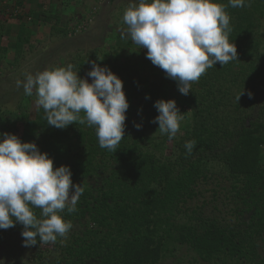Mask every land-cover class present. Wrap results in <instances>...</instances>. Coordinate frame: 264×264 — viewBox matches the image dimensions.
<instances>
[{
	"label": "trees",
	"instance_id": "1",
	"mask_svg": "<svg viewBox=\"0 0 264 264\" xmlns=\"http://www.w3.org/2000/svg\"><path fill=\"white\" fill-rule=\"evenodd\" d=\"M215 2L228 4V0ZM263 2L248 0L243 8H226L232 28L229 39L237 47L238 59L224 66L217 63L192 84L187 96L179 94L178 108L185 119L180 132L171 140L174 157L165 156L167 135L158 140L146 135V128H159L152 123L159 115L155 102L169 100L171 89H178L177 83L166 78L164 71L149 59H142L143 72L161 77L160 85L147 86L142 99L147 114L141 121L144 130H137L134 126L137 121L127 116L125 137L116 152L99 147L93 127L79 123L66 129L48 126L42 107L38 108L40 116L35 121L21 114L20 121L16 116V122L8 123L7 111L0 112V133L16 134L23 142V138L27 141L29 137L18 135L22 127L25 131L42 128L41 152L54 159V167L70 166L73 183L84 184L77 211L62 213L71 222H85V231L66 248L68 256L75 261L56 264L89 260H97L99 264H158L176 242L209 264H264V255L257 253V243L264 239V107L260 106L255 117L251 114L257 101L255 94L264 86L262 41L252 37L264 19ZM22 6L23 2L19 1L17 7ZM53 10L38 13L29 10L23 17L36 14L46 24L54 21L52 34L66 35L67 28H61ZM16 18L23 19L20 15ZM11 32L9 25L0 22V39L10 37ZM33 34L31 27L20 23L13 40L15 56L8 61L10 66H16L19 57L25 54V46ZM3 52L0 60L7 55V49ZM124 55L123 50H111L104 52L101 59L94 55L92 61L109 67L123 81L139 72L132 62L119 64L122 58H132ZM141 82L138 88L143 89L145 84ZM231 100L236 102L231 105ZM224 109L230 112L225 113ZM127 112L130 115L132 107ZM75 127L77 133L73 132ZM191 140L196 144L192 154L187 155L184 145ZM209 158L227 170L228 174L222 178L230 184L231 192L226 198L234 206L227 215L240 219L235 224L220 216L204 215L205 203L190 205V201L203 195L200 184L212 180L207 170ZM212 191L213 198H219V193ZM35 211L39 215L40 210ZM179 215H185L187 221L177 223ZM16 227L23 231L19 223L12 229Z\"/></svg>",
	"mask_w": 264,
	"mask_h": 264
},
{
	"label": "clouds",
	"instance_id": "2",
	"mask_svg": "<svg viewBox=\"0 0 264 264\" xmlns=\"http://www.w3.org/2000/svg\"><path fill=\"white\" fill-rule=\"evenodd\" d=\"M247 3L248 0H228L227 5L215 0H132L124 11L123 22L131 41L146 49V58L187 96L207 69L238 59L237 47L229 39L232 28L226 8H243ZM74 68L69 63L27 74L22 84L24 94H35V103L43 108L48 126L66 129L79 123L93 127L99 147L116 152L125 137L130 107L124 82L109 67L95 61L87 73L91 83ZM252 95L248 93L249 98ZM154 107L159 113L152 121L159 125L157 132L173 140L185 114L174 99L158 100ZM134 126L142 128V124ZM195 144L194 140L185 142L187 155L192 154ZM72 176L70 166L54 167V159L41 152L35 142H22L16 134L0 133V229L22 225L25 247L38 242L54 244L58 238H66L73 225L62 213L76 212L84 193V184H74Z\"/></svg>",
	"mask_w": 264,
	"mask_h": 264
},
{
	"label": "rangeland",
	"instance_id": "3",
	"mask_svg": "<svg viewBox=\"0 0 264 264\" xmlns=\"http://www.w3.org/2000/svg\"><path fill=\"white\" fill-rule=\"evenodd\" d=\"M19 1L23 2L24 6L17 7ZM69 1L0 0L1 25H9L12 28L10 37L3 36L0 39V54H4L3 49H7V55H4L2 60H0V112L7 111L5 118L8 123L16 122V116H18V121H20L21 114L27 115L31 120H37L40 116L38 110L41 107H38L35 103V94L30 99H26L22 86L27 74L35 75L46 69L64 67L71 63L75 66L74 70L79 71V76L87 78L91 83V78L87 77V73L91 70V63L94 61H92L93 56L95 55L97 59H101L104 52L123 50L125 51L124 56L132 58H122L119 60V64L125 65L132 62L134 63V68L139 71L138 74H133L123 80L124 91L130 107H132V113L129 115L127 112L126 115L136 120L137 124H142L141 121H144L147 115L146 107L142 100L146 95L147 86L158 88L161 77L144 73L143 60L147 59V50L140 48L127 36V25L123 22V14L132 0ZM29 10H33L35 13L53 10L52 13L60 19L61 28H67V34H52L51 28L54 21L51 24H46L43 22V17L36 14L31 17H23V13ZM17 15L22 16L23 19L16 18ZM22 22L31 27L34 34L31 42L25 46V54L19 57L17 65L10 66L8 61L15 56L13 40ZM77 27L81 28V30H78ZM253 32V39L262 41V49L260 51L264 54V19L261 27ZM80 64H82L81 67H79ZM169 80L172 81L171 79ZM141 81L145 84L143 89L138 88V84L142 83ZM18 82H20L19 85ZM134 94L137 97H133ZM179 94L178 89H171L169 100L174 99L177 102V107L179 105ZM255 95L257 101L251 112L253 117L257 115L260 106L264 107V86L260 87ZM235 102L236 100H231L230 104L233 105ZM231 105L230 108L232 107ZM227 109H224L225 113L227 111L230 112ZM20 126L22 127V125ZM141 129L144 130V127L142 126ZM27 130L25 131L24 127H22L18 135L29 137L27 141L23 138V142H35L40 149L39 143L43 139L42 133L44 132L42 128L36 127ZM145 131L147 136L156 140L163 136L157 132L158 130L146 128ZM73 132L77 133L76 127L73 128ZM170 155L172 157L175 156L174 144L171 141L165 146V156ZM208 161L207 170L209 175L212 176V180L200 184L199 190L203 195L190 201V205L194 207L205 203L204 215L209 217L220 216L225 218L227 223L235 224L240 219L236 215L232 216L231 214L232 217L227 215L228 212L231 213V209L234 207L226 198V195L231 192L230 184L222 178L228 174L227 170L220 162L214 161V159L209 158ZM214 180L216 182H212ZM213 189L219 193V198H213ZM224 203L227 204L223 208L222 205ZM216 207L218 208L217 210L215 209ZM244 218H246L245 215ZM185 221H187L185 215L178 216L177 223L181 224ZM83 224L85 222H72L73 227L67 237L58 238L54 244L40 245L38 242L37 245L31 247L24 246V239L21 236V232L18 231V227L16 229H0V264H56L59 261H62V263L75 261L74 258L72 259L68 256L66 248L69 247L75 237L85 231L86 227ZM257 248V253L264 255V239L259 240ZM78 264L99 263L97 260H89ZM158 264L209 263L198 260V256L190 248L176 242L169 246V250L163 255ZM216 264L223 263L217 262Z\"/></svg>",
	"mask_w": 264,
	"mask_h": 264
},
{
	"label": "built area",
	"instance_id": "4",
	"mask_svg": "<svg viewBox=\"0 0 264 264\" xmlns=\"http://www.w3.org/2000/svg\"><path fill=\"white\" fill-rule=\"evenodd\" d=\"M78 27H79V26H78ZM78 30H81V28H80V29L78 28Z\"/></svg>",
	"mask_w": 264,
	"mask_h": 264
}]
</instances>
